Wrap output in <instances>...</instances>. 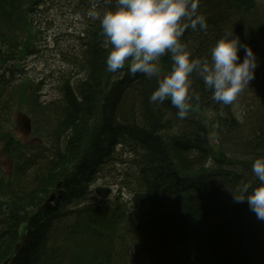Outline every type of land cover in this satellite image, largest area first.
<instances>
[{
  "label": "trees",
  "instance_id": "trees-1",
  "mask_svg": "<svg viewBox=\"0 0 264 264\" xmlns=\"http://www.w3.org/2000/svg\"><path fill=\"white\" fill-rule=\"evenodd\" d=\"M31 2L0 0V31L11 26L9 20L17 26L25 23L23 14ZM197 13L206 17L208 26L204 31L199 26L185 29L180 40L186 50L193 59L210 58L211 47L226 31L242 43L252 42L249 46L261 60L249 86L224 105L193 73L192 107L185 118H178L170 100L150 102L158 86L155 77L132 76L127 65L107 70L110 45L99 20H90L81 57L75 61L85 75L75 84L66 82L61 101L43 107L33 102L43 120L50 121L45 115L51 110L60 112L56 136L49 141L57 148L54 158L48 159L46 142L37 144L36 162L43 169L33 184L16 190L0 184V196L11 195L0 203V219L9 236L0 244V261L15 242L22 218L52 191L62 172L66 176L72 166H80L66 177L70 192L64 196L68 202L81 200L90 176L111 152H118L117 161L119 153L129 154L122 184L129 187L131 205L103 201L64 213L68 217L56 224L59 234L69 239L75 235L66 249L61 244L49 249L47 228L38 225L10 264H264V221L232 195L243 184L257 182L252 162L264 157V0H199ZM14 54L8 59L19 56ZM239 55L242 61V49ZM3 57L0 49V64ZM158 63L161 75H167L170 54ZM228 113L242 120L230 122ZM212 123H218V140L211 137ZM42 128L35 125L38 137L52 136L50 127ZM170 128L181 135L166 136ZM2 136L5 150L17 154L16 159L24 153L12 134ZM3 204L7 212L1 210Z\"/></svg>",
  "mask_w": 264,
  "mask_h": 264
},
{
  "label": "clouds",
  "instance_id": "clouds-1",
  "mask_svg": "<svg viewBox=\"0 0 264 264\" xmlns=\"http://www.w3.org/2000/svg\"><path fill=\"white\" fill-rule=\"evenodd\" d=\"M198 7L199 0H114L101 16L93 13L110 45L107 70L116 72L127 65L132 76L140 73L155 77L158 86L150 102L162 104L170 100L181 119L192 107L189 89L193 73L211 90L216 102L230 105L249 86L259 66L252 47L232 31H226L215 42L210 58L193 59L180 37L186 28L207 29L206 17L197 13ZM169 54L170 71L161 76L158 62ZM251 171L257 182L243 184L236 193L232 192L233 199L236 203L246 201L256 218L264 221V157L253 160Z\"/></svg>",
  "mask_w": 264,
  "mask_h": 264
},
{
  "label": "rangeland",
  "instance_id": "rangeland-1",
  "mask_svg": "<svg viewBox=\"0 0 264 264\" xmlns=\"http://www.w3.org/2000/svg\"><path fill=\"white\" fill-rule=\"evenodd\" d=\"M85 12V5L80 0H48L42 9L35 12L34 26L38 29V41L36 39L34 49L37 51L27 57L23 63V71L33 80L34 85L30 91L37 93L38 99L51 101L60 97V81L71 69V60L79 53V37L86 24ZM24 79L18 78L19 83L17 80L12 82L6 89L5 96L15 94ZM27 108V103H23L21 110L25 111ZM15 116L16 112L14 118ZM17 133L22 136L19 129ZM1 158L7 157L2 155ZM2 166L6 170L11 168L6 160H2ZM118 167L120 164L110 163L96 183V186L100 184L112 189V197L119 188V184H116L120 178Z\"/></svg>",
  "mask_w": 264,
  "mask_h": 264
},
{
  "label": "bare ground",
  "instance_id": "bare-ground-1",
  "mask_svg": "<svg viewBox=\"0 0 264 264\" xmlns=\"http://www.w3.org/2000/svg\"><path fill=\"white\" fill-rule=\"evenodd\" d=\"M244 44H247V45H253L252 42H245ZM258 60L260 61L261 58H258ZM228 121L230 122H240L242 119L240 117H237V118H234L232 117L229 113H228V117H227Z\"/></svg>",
  "mask_w": 264,
  "mask_h": 264
},
{
  "label": "water",
  "instance_id": "water-1",
  "mask_svg": "<svg viewBox=\"0 0 264 264\" xmlns=\"http://www.w3.org/2000/svg\"><path fill=\"white\" fill-rule=\"evenodd\" d=\"M22 124H23V127L25 128V130H27V131L30 130V124H29V121L28 120L23 119L22 120Z\"/></svg>",
  "mask_w": 264,
  "mask_h": 264
}]
</instances>
